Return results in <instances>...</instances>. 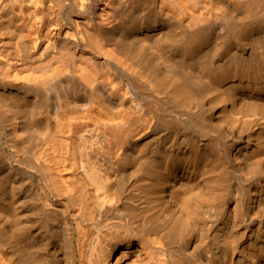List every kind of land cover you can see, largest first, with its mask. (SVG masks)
I'll return each instance as SVG.
<instances>
[{
  "label": "bare ground",
  "instance_id": "obj_1",
  "mask_svg": "<svg viewBox=\"0 0 264 264\" xmlns=\"http://www.w3.org/2000/svg\"><path fill=\"white\" fill-rule=\"evenodd\" d=\"M0 264H264V0H0Z\"/></svg>",
  "mask_w": 264,
  "mask_h": 264
}]
</instances>
